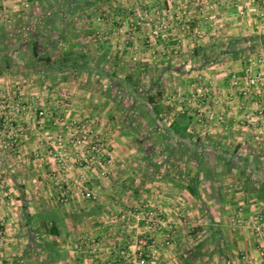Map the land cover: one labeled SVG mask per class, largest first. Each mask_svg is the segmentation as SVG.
I'll list each match as a JSON object with an SVG mask.
<instances>
[{
	"label": "crops",
	"instance_id": "0c3cea01",
	"mask_svg": "<svg viewBox=\"0 0 264 264\" xmlns=\"http://www.w3.org/2000/svg\"><path fill=\"white\" fill-rule=\"evenodd\" d=\"M134 1L142 8L150 5L155 10L153 18L160 25L156 28L158 34L167 38L165 49L172 37H177L181 43L174 46L177 51L193 54L205 45V38L211 44L224 42L223 46L212 47V51H226L225 59L219 63L202 62L201 68L214 92L202 94L198 117L188 128L198 137L191 140L183 135L179 139L170 128L179 114L193 116L195 112L171 113L165 109V115H151V127L161 133L163 140L176 137V142L168 146L162 140L157 154L153 148L143 151L142 142L130 140L133 130L117 102L119 91L115 88L110 92L114 77L102 75L108 84L103 82L106 86L98 92L94 79H85L86 82L84 76L75 73L64 78L54 71L53 77L63 84L78 82L81 87L85 85V90L55 98L29 94L17 98L8 92L18 78L14 74L28 79L29 72H36L31 66L20 73L13 55L14 41L20 40V46L27 44V30L33 23L44 30L41 21L50 15L65 22L71 14L74 20L84 13L91 19L98 7L113 0H99L94 11L91 0H31L33 6L29 10L23 0H0V88L6 90L0 97L9 106L20 101L30 108L17 114V151L7 147L2 134L8 130L0 132V232L5 236V243L0 246V264H16L21 257L27 264H127L126 254L135 251L138 238L150 235L144 220L138 219L139 213L150 207L160 212L164 220L162 230L155 234L153 248L157 246L159 254L152 264H201L208 260H213V264L217 260L223 264H264V241L258 250V236L249 228V218L264 212V200L249 192V164L264 167V124L245 120L247 115L259 120L257 112L264 107V82L249 99L239 91L247 86L244 65L248 60L256 62V72L264 71L260 56L264 49L257 48V52L249 54V37L264 35V0ZM79 3L83 8L75 7V13L62 10V6L57 9L58 5ZM73 33L61 31L52 44L54 48L60 38L75 36ZM237 37L245 38L241 41L245 46L238 47L240 43L232 49L245 50V54L234 58L227 54L228 44ZM110 50V64L117 65L120 71V67H125L123 60L120 62L122 54ZM137 68L132 67L134 71ZM106 70L123 79L115 69ZM56 97L68 109L58 110ZM47 104L57 106L53 105L54 116L44 121L38 111ZM6 110V117L11 116V111ZM62 117L67 122L57 121ZM5 118L0 122L4 123ZM87 129L107 140L101 164L88 166L80 157L84 147L72 144ZM59 135L64 139L62 146L58 144ZM63 146L73 164L70 171L60 168L53 156ZM176 146L178 149L172 154ZM195 178L200 197L189 190V180ZM57 179L63 185L56 184ZM82 179L94 198L83 196L79 187ZM66 189L68 197L64 200L62 193ZM203 222L206 226L201 225ZM195 226L211 231L201 249L200 240L194 235ZM52 228L55 234L51 233Z\"/></svg>",
	"mask_w": 264,
	"mask_h": 264
},
{
	"label": "rangeland",
	"instance_id": "374dc122",
	"mask_svg": "<svg viewBox=\"0 0 264 264\" xmlns=\"http://www.w3.org/2000/svg\"><path fill=\"white\" fill-rule=\"evenodd\" d=\"M98 1L99 0H91V2L94 3V6L90 5L94 8L92 11L96 9V3H98ZM32 6L33 4L30 3V6L25 8H28L29 10ZM60 7L62 10L69 13H75L78 11L77 9H71L65 4L58 5L57 9ZM152 8L153 7L150 5H146V7L142 8L136 5V1L134 0H113L111 4L98 7V10H95V15L91 19L85 17L84 13L83 16L74 20V14H71L67 17L69 18L67 24H64V20H55L54 18H51L52 15H50V21L45 22L43 26L44 30L39 27L41 26L40 24L33 23V27H31L32 25H29L30 27L27 31L30 32V34L27 36V44L20 46V40L16 39L14 41L13 50H15V52L13 55L15 64L18 68L17 70L21 73L29 67V69H31V66H33L32 63L35 60V56L33 54L32 44L34 40H38L41 50L48 51L54 41L58 38L61 31L66 30L69 34L71 30V34L75 32L73 33L75 36L72 35L71 37H68V41H72L70 44L76 48L77 52L83 51L87 53L89 63L92 64L93 67L97 68L100 66L104 69H115V72H119V74L123 76V79H125L128 74L135 73V80L140 81L142 87L150 89L153 93L158 91L157 87L152 88L154 84H161L163 87V95L161 96V99L166 110L171 113L186 111L194 114L195 112V115H193V117H195L198 108L202 107V94L208 93L209 95H213L214 92L207 74L204 73L201 68V66H203L202 62H205L206 59H204L205 57L203 56H196L194 53L181 52L179 49L177 51V48L174 46L181 44L178 42L177 37H172L173 40H170L171 43L168 44L169 47L165 49L164 44L167 42V38L164 39L162 35L155 33V31L158 32L156 28L160 25L159 21L156 22L153 18L155 10ZM15 32L18 34L17 29H15ZM204 40L205 43L203 44L208 46L211 45L209 39L205 38ZM97 44H104L106 45V48L110 47L115 53H121L122 56L120 62L123 60L125 67H120L119 71L116 68L117 65L112 66L110 64V60H102L100 49H92V47L95 48ZM250 44L255 46V52H257V48L258 50L264 49V40L254 39L249 41V46ZM243 46L245 45H242L241 43L238 47L242 48ZM215 55V51H210V58L208 61L211 62ZM260 56L261 59H263L264 53H261ZM221 59L224 60L225 56L221 57ZM249 63L250 61L248 60L247 64L244 65V68L249 65ZM134 65L138 66L136 71L132 69ZM41 68H45L44 64ZM44 70L48 73L42 71V73H38L37 71L35 73L29 72L28 79L21 77V74H14V77L17 78L16 75H18V78H14L15 80L9 86L10 88L8 92L12 95H16L17 98L24 94L39 95L42 98H48V96H52L50 98H55L54 96H60L67 92L72 93V91H81L86 88L85 85L81 87V84L75 80L76 83H73L72 81V83L68 85L63 84L58 77H53L55 72H51V70L49 72V70L46 69ZM232 71H234V69H232ZM56 72L57 75L60 74V72ZM253 72L256 73L254 69ZM82 76H84L83 80L91 78L97 81L98 86L95 84L94 87H97L96 90L98 92L102 90V86H106L104 84H108L107 79L105 80V77L101 74H96V72L92 73L87 71L86 74L83 72V74H80L78 77ZM225 76L227 75H223V77ZM85 81H83L84 84ZM4 90L5 88H0V96L6 93V90ZM118 96L119 100H117V102L122 105L124 116L131 115L130 119L126 120H128V122H134L139 129L136 133L133 130V134H128L130 140H137V142L144 140V146L141 143L143 151L153 148L152 150L155 151H153V153L157 154V152L160 151L157 146L162 144L163 137L161 133L157 134L151 127L153 124L151 115H154V112H150V107H147L146 109L139 107V103L134 100V97L126 89L119 91ZM55 100H57L55 101L56 104L59 101L57 104L58 110H63V108L68 109L64 103H60V98L58 99V97H56ZM56 104H47L43 109L52 112L54 110L53 105ZM14 106L20 109L18 114L26 109H30L26 104L21 103L20 101L13 102L12 106H9L7 109L11 110ZM32 108L33 107H31V109ZM163 114H167V111H165V113L163 112ZM197 117L198 116H196V118ZM200 122L202 123L203 121L200 120ZM146 126L148 127L146 128ZM125 128L130 129L129 127ZM96 133L93 132L95 140L98 139L97 142L102 144V152H104L103 148H107V140L104 141L101 138H97L100 137V135ZM175 139L176 137L171 138L168 136L163 141L168 146L169 144H174L176 142ZM192 172H194V169H192ZM152 208L150 207L149 209ZM260 215L264 216V212L262 211ZM201 225L206 226L204 222ZM201 225H198V227H201ZM198 227H193V229H195L194 235L200 240V244H203V242H205L210 236L211 231L210 229L203 228V226L202 228ZM249 228L250 231H252L251 233L254 232V236H258V238H256L259 239V241H256V243L259 250L260 246L263 244L262 241H264V229H261L260 231L255 230L250 225V221ZM232 231L235 232L234 230ZM201 264H213V260L211 263L210 260H208ZM216 264L223 263L220 260H217Z\"/></svg>",
	"mask_w": 264,
	"mask_h": 264
},
{
	"label": "trees",
	"instance_id": "16d2710c",
	"mask_svg": "<svg viewBox=\"0 0 264 264\" xmlns=\"http://www.w3.org/2000/svg\"><path fill=\"white\" fill-rule=\"evenodd\" d=\"M79 2V0H77ZM69 7L71 9H75V7L77 9H82L83 5L82 3H79L78 5H69ZM50 21L49 18L47 17L46 20L44 22L41 21V24H45V22ZM65 24H67V22H65ZM28 34V32H27ZM29 35V34H28ZM242 39L245 38H231L229 41V49L233 50L232 47H236L237 45H239L242 41ZM254 39H261L264 40V35L261 36H253V37H249V41L254 40ZM70 42L72 41H68L67 38H60V40L58 41L57 46L52 45L51 48L47 50H41L40 48V43L38 42V40H34L33 42V54L35 56V60L33 61V68L35 71H42V72H47L46 70H51V72L53 71H58L61 73V75L66 78V74L67 73H75V74H83V72H94L96 71L98 74L101 75H105L108 77H114L115 79H112V83H111V87H110V92H112L113 89H118L119 91L126 89L133 97L134 100L139 103V107L143 108H147L150 107L152 109L153 112H156L158 115L162 112H164L165 107L162 103V99L161 96L163 95V87L161 86V84H154V87L158 88V91L153 93L151 92L150 89H145L144 87L141 86L140 81L135 80L134 78V74L135 73H130L127 75V77L125 79H120L117 78L116 73H109L107 72L106 69L101 68L100 66H98L97 68H93L88 60V56L86 52H77L75 51L71 46H70ZM223 46V43H217V44H211L210 46L208 45H204L201 46L199 48H197L194 52V55L196 56H203L205 57L204 59L205 62H210L208 61V59L210 58V51H212V47L214 48L215 46ZM95 48H100L101 49V57L102 60L108 61V60H112V55H111V50L104 44H97L95 46ZM227 52L228 55H232L234 58H238L240 56H243L245 53L244 51H230ZM255 51V46L250 45L249 46V54H251L252 52ZM226 51L222 50V51H216V55L213 58V60L211 62H216L219 63L221 57H223V55L225 54ZM44 64L45 68H41V64ZM48 73V72H47ZM122 106V105H121ZM127 119H130L131 115L126 116ZM194 120L193 116H190L188 114L182 113L179 114L174 121L171 124V130L172 132L178 136V138H182V136H186L189 139L193 140L194 137H198L196 134H193L192 132L188 131L189 126L192 124ZM134 122H130L129 126L132 130L135 131H139L138 127L133 124ZM199 139V138H198ZM142 143H144V140H141ZM178 146H176L175 149L172 150V154L175 153V151L178 149ZM190 150L192 151V147L190 148ZM146 152H150V149H147ZM199 168H200V164H199ZM200 171V170H199ZM197 178L195 179H190L189 180V190L194 193L195 195L199 196V193L197 191ZM249 192L251 194H254L256 198L264 200V167L259 166V165H252L249 164ZM55 228L51 229V233L55 234ZM202 244L199 245V249L202 248ZM16 264H27L26 260L24 257H21L18 259V261L16 262Z\"/></svg>",
	"mask_w": 264,
	"mask_h": 264
},
{
	"label": "built area",
	"instance_id": "2783aa9c",
	"mask_svg": "<svg viewBox=\"0 0 264 264\" xmlns=\"http://www.w3.org/2000/svg\"><path fill=\"white\" fill-rule=\"evenodd\" d=\"M23 1L25 7L30 6L31 0ZM155 33L157 34L158 32L155 31ZM255 63L256 62L254 60H250L249 65L245 66L244 68V78L247 80V86L241 88L239 91L245 99H249L252 96L253 90L258 88L264 82V71H259L256 73L253 72V66L255 65ZM8 107L9 105H7L2 98H0V120L6 117V113L8 112L6 109ZM14 107L10 110L12 115L6 117V121H4V123L0 122V132L5 129L8 130L5 131V133L2 135L6 137V140L8 141L7 147L15 152L18 150L19 146L18 134L17 132H15V122L17 120V114L20 109ZM257 113L259 116L258 121H256L257 119L255 120L250 118L248 115L245 117V120L255 124L256 122H261L262 124H264V107H261ZM38 116L40 119L45 121V119L50 118L54 115L52 112L42 109L38 112ZM66 120L67 118L62 117L57 121L65 123L67 122ZM81 132L83 135H81L78 139L73 140V142L71 141L72 144L76 143L77 145L84 147V149H82L81 151L80 157L87 163L88 166L94 165L95 163L101 164L100 160L103 157L102 144L97 142L98 139L95 140V135L92 131L87 129L86 131L83 130ZM63 143V136L59 135L58 144L62 146L64 145ZM85 146H88V149H86ZM63 147L64 148H59L56 152H54L53 156L60 168L70 171L73 168V164L70 161L71 158L68 150L65 148V146ZM105 171H107V169H105ZM79 183V187L80 189H82V193L85 198L91 199L95 197L91 191L85 189L86 180L82 179ZM56 184H58L59 186L63 185L58 179L56 180ZM63 191L64 192L62 193V197L64 200H66L68 197V189ZM140 218L146 223L150 235L147 237L145 236L138 238V240L136 241L135 251L130 254H126L127 264H152L159 254V248H157V246L155 248L153 247L154 245H156V232H160L164 226V220L161 217L160 212H157L155 209H143L138 215V219ZM249 221L250 225L255 230L260 231L261 229H264L263 215H254L250 218ZM4 243L5 236L2 232H0V246H2Z\"/></svg>",
	"mask_w": 264,
	"mask_h": 264
}]
</instances>
